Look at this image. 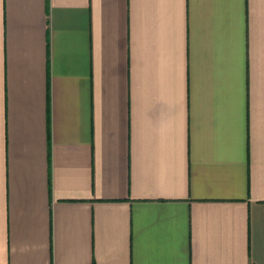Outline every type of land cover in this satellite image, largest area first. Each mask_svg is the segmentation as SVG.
<instances>
[{"label": "crops", "instance_id": "0c3cea01", "mask_svg": "<svg viewBox=\"0 0 264 264\" xmlns=\"http://www.w3.org/2000/svg\"><path fill=\"white\" fill-rule=\"evenodd\" d=\"M0 264H264V0H0Z\"/></svg>", "mask_w": 264, "mask_h": 264}]
</instances>
